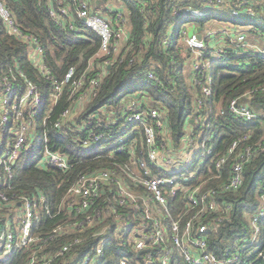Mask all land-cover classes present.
<instances>
[{
    "label": "built area",
    "instance_id": "built-area-1",
    "mask_svg": "<svg viewBox=\"0 0 264 264\" xmlns=\"http://www.w3.org/2000/svg\"><path fill=\"white\" fill-rule=\"evenodd\" d=\"M46 2L57 25L68 32L76 31V24L65 20L75 8L82 24L100 39L99 51L105 57L104 66L119 57L121 37L127 31L122 10L111 7L95 10L89 0ZM191 13L200 16L204 11L191 10ZM0 18L8 33L27 44L30 61L51 85L49 96L52 104L57 103L65 88L70 86L71 104L55 122V126L62 130L65 120L76 117L88 98L97 93L102 71L98 70L96 76L89 77L86 71L77 76L76 66H72L62 79H58L47 63L39 38L20 28L5 0H0ZM212 33H187L186 29L182 33L184 37L188 34V47L195 50L188 64L194 70L192 81L201 84L206 95L212 93L211 85L204 82L201 76L207 65L204 61L206 56L211 55V60L228 58L229 51H234L235 47L238 55L252 51V54L264 58V43H251L246 33L233 28L225 33L228 43L216 44L208 50L206 38ZM72 38L78 40L77 36ZM31 49L35 59L31 58ZM135 59L133 55L130 62ZM18 73L21 79L15 75H0V198L14 207L13 217L0 230V250L5 252L33 243L34 226L41 220L39 210L48 204L47 197L42 194L35 197L7 195L5 189L11 187V181L18 174V164L28 165L36 161L40 166H54L61 170L69 168L66 152L53 150L48 137L38 140L36 117L44 107V95L22 70L19 69ZM146 75L157 78L153 71ZM15 78H18L17 82ZM253 96L254 90H250L233 98L230 110L246 121L260 119L264 122V109L256 111L247 102ZM131 98V101L128 99V112L122 115V122L105 120L99 112L75 126L79 135L86 132L74 139L78 148L90 150L107 144L106 150L112 156L122 152L128 155L130 163L115 159L116 166L85 172L69 186L64 203L68 213L66 232L78 231V234L63 245L58 255L70 252L85 242L88 235L83 236L82 233L89 230L91 237L98 241L87 251L76 252L68 264H103L113 231L118 235V243L132 247L136 252L134 259L130 251L123 252L125 258L119 264H248L254 258H263L260 264H264V246L260 245L264 202L258 211L248 213L253 231L248 239L241 240L236 249L226 250L220 256L210 248L209 240V230L231 215L233 203L223 199L222 195L242 187L245 167L254 157L253 146L242 145L241 137L233 140L227 150L216 158L212 173L195 184L193 178L199 177L198 170L193 171L196 155L203 147L207 148L204 155L214 150L208 132L203 133L209 129L207 120L199 124L201 133L197 130L198 124H191L187 141L177 146L168 137L170 127L166 112L158 106H142L143 101ZM197 102L198 107H202V99L198 98ZM51 110L47 109L43 124ZM196 119L191 118V121ZM111 124L117 126L115 131L109 129ZM256 144L264 150V137ZM25 153L30 155L27 157ZM199 158L203 163L205 157ZM230 160L228 176L223 179L224 167ZM214 180L217 182L210 184ZM31 264H44V261L34 256Z\"/></svg>",
    "mask_w": 264,
    "mask_h": 264
},
{
    "label": "trees",
    "instance_id": "trees-1",
    "mask_svg": "<svg viewBox=\"0 0 264 264\" xmlns=\"http://www.w3.org/2000/svg\"><path fill=\"white\" fill-rule=\"evenodd\" d=\"M5 2L20 28L39 38L45 50L47 63L58 79H62L72 66H76L77 76L85 71L89 77L96 76L99 69L94 68L90 60L99 50L100 39L91 32L92 30H87L86 26L81 24L80 27L88 32L86 33L90 38L79 40L72 38L75 31L68 32L57 25L49 13L46 0ZM89 2L95 10L100 9L101 3L117 4L118 10L124 11L127 18L130 37L119 57L110 65H105L104 71L101 69L103 74L99 77L97 93L88 98L76 117L65 120V128L62 130L55 126V122L61 112L71 104L70 86L65 88L57 103L52 104L49 96L51 85L30 61L27 44L8 33L0 18V75H15L20 78L18 73L20 69L28 79L40 87L45 104L36 117L38 140L48 137L53 150L69 155L67 170L54 166H40L36 161L28 165L18 164V174L11 181V187L5 189L7 195L35 197L42 194L47 197L48 204L39 210L41 220L34 226L33 243L28 247L15 248L11 252L0 250V264H31L34 256L42 258L44 264H68L76 252L87 251L98 241L91 237L88 230L82 233L83 236L88 235L85 242L70 252L58 255L63 245L78 234V231L66 232L68 213L64 209V203L67 190L85 172L114 167L115 159L123 163H130V160L128 155L122 152L112 156L109 150H106L107 144L90 150L78 148L74 139L77 136H84L86 132L79 135L75 126L99 112L105 120L122 122V115L128 112V102H125L127 97L143 101L142 106L153 105L163 109L170 127V136L177 146H180L187 137L188 128L192 124L191 118H198L193 121V125L198 124V131L199 124L202 125L207 120L206 125H209V129L203 133L208 132L214 150L204 155L207 148L203 147L196 155L193 171L198 170L199 177L193 178L195 184L212 173L216 158L227 150L233 140L241 137L242 145L253 146L254 157L245 167L242 187L222 195L223 199L233 203L234 208L229 219L209 230L210 248L218 255L222 256L226 250L236 249L241 240L248 239L253 231L248 215L263 206L261 195L264 193V150L256 143L264 137V122L260 119L246 121L236 116L230 110V102L233 98L254 90V96L247 99V102L256 111L264 109L262 90L264 58L252 54V51L243 56L238 55L235 47L234 51H229L228 58L211 60V55L206 56L204 61L207 65L201 76L204 82L212 87V93L206 95L202 91V85L192 81L194 70L188 65L192 60V53L189 52L191 49L182 44L184 38L182 33L187 29L186 25L189 22L197 30L204 28L207 21L216 19L230 22L237 32L259 35L264 40V0H89ZM191 10H201L204 13L198 16L192 14ZM177 20H181L178 27ZM213 41L228 43L227 37L216 39L209 35L206 38L208 50L213 47ZM133 55L136 59L131 63ZM149 71H153L157 78L148 77L146 74ZM15 80L17 82L18 78ZM198 98L202 99L200 108ZM48 108L52 110L43 124ZM110 128L115 131L117 126L111 124ZM201 156L205 157L203 163L199 160ZM231 162L232 160L228 161L224 167L223 179L228 176ZM216 182L214 180L210 184L214 185ZM126 211L130 213V210ZM13 215V205L0 198V230ZM261 226L260 245L264 246V219ZM110 234L103 264H119V261L125 258L123 252L127 251H130L134 259L136 256L134 249L118 243V235L113 231ZM260 263H263V258H254L248 262Z\"/></svg>",
    "mask_w": 264,
    "mask_h": 264
},
{
    "label": "crops",
    "instance_id": "crops-1",
    "mask_svg": "<svg viewBox=\"0 0 264 264\" xmlns=\"http://www.w3.org/2000/svg\"><path fill=\"white\" fill-rule=\"evenodd\" d=\"M117 6L118 5L115 4V3H107V4H104V6H101L100 9H105V7H111V8H114L115 10H118V7ZM74 9L71 10V13L65 18V20H67L68 22L73 21L76 24V31L74 33V36H77L78 37V40L79 39H89L90 36L87 34L88 32L86 31L87 32L86 33L85 30L80 27V25L82 24V22L77 17ZM123 13H124V11H123ZM124 15H125V13H124ZM124 27L127 29V31H126V33H123V35L121 37V43H120L121 48H124V46L127 44V41H128V39L130 37V28L128 26L127 18H126V22H125ZM88 29L89 28H87V30ZM197 30L200 32L201 28L200 29L198 28ZM197 30L195 28H193L192 26L189 27V32L190 33L196 32ZM91 32L93 34H95L93 31H91ZM216 44H221V41H213L212 42V45L213 46L216 45ZM31 58L32 59H35L36 58V55L33 53L32 49H31ZM102 59H103V56L100 55V51L98 50V52L91 58L90 64H92V66L94 68L99 69V70L103 69V71H104L105 66L103 65ZM128 98L129 97H127V99H125V102H128ZM120 106L123 107L122 104H120ZM191 123L193 124V121H191ZM187 135H188V132H187ZM168 137L171 139V136H168ZM186 139H187V137L184 139L183 144H184V142L187 141ZM180 146H182V144ZM261 198H262V195H261Z\"/></svg>",
    "mask_w": 264,
    "mask_h": 264
},
{
    "label": "rangeland",
    "instance_id": "rangeland-1",
    "mask_svg": "<svg viewBox=\"0 0 264 264\" xmlns=\"http://www.w3.org/2000/svg\"><path fill=\"white\" fill-rule=\"evenodd\" d=\"M101 6H104V3H101ZM180 21L181 20H177V27L179 26L180 24ZM187 33L189 32V27L191 26L190 22L189 24L187 23ZM234 26L228 22V21H219V20H216V19H212V20H209L205 23L204 25V28H201L200 32L202 33H206V31H213L212 35L216 38V39H219L220 37L224 36V37H227L225 34L226 32H228L229 30H231V28H233ZM196 33H199V31L197 30ZM188 35V34H187ZM182 39V44H185V46L187 48L188 47V44L186 42V36ZM247 37H248V40L252 43V42H258L260 44L264 43V40L259 36V35H254V34H250L248 33L247 34ZM190 54L192 53L194 55L195 53V50H190L189 51ZM192 56V55H191ZM193 57V56H192ZM130 101L132 100L131 97L128 98ZM187 153H190V152H187ZM192 154V152H191ZM25 155L28 157L30 154L28 153H25Z\"/></svg>",
    "mask_w": 264,
    "mask_h": 264
}]
</instances>
